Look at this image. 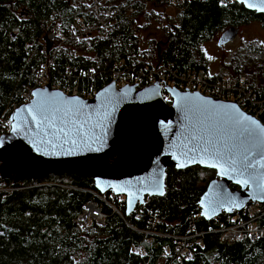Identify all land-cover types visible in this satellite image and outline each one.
Returning <instances> with one entry per match:
<instances>
[{"label": "trees", "instance_id": "trees-1", "mask_svg": "<svg viewBox=\"0 0 264 264\" xmlns=\"http://www.w3.org/2000/svg\"><path fill=\"white\" fill-rule=\"evenodd\" d=\"M80 1L85 0H0V122L14 105H21V95L33 88L42 65H48L53 86L56 72L63 73L66 67L107 71L120 59L138 67L171 63L179 70L203 69L216 80L222 75L207 72L203 45L228 28L240 30L259 23L264 29V14L246 10L241 4L222 7L217 0H190L177 8V26L162 27L165 41L148 39L146 48H142V32L151 20L163 17L153 9L165 6L153 0H103L108 6L100 8V18L94 15L90 21V12H80L84 7ZM107 9L115 13L103 27L84 39H68L59 49L51 46L47 53L45 38L55 28L64 32L75 15H85V22L97 26ZM253 45L232 55L226 73L244 76L248 87L259 93L264 86V42ZM49 59L53 65L46 64ZM81 79L83 89L88 80ZM95 81L97 86L102 83L98 77ZM61 82L71 86L72 80ZM213 174L199 167H170L164 196L147 198L129 216L125 208L120 217L102 205L106 214L103 226L91 223L83 231L75 219L91 195L55 184L92 189V180L49 175L14 185L0 179V264H264L263 239L222 242L218 230L232 225L230 217L221 215L211 221L199 217L198 201ZM36 183L42 185L31 187ZM154 215L159 222L156 231L165 236L143 233L151 232ZM191 227L202 234L203 247L195 249L192 261L178 263L168 236L184 235ZM166 247L169 254L165 253Z\"/></svg>", "mask_w": 264, "mask_h": 264}, {"label": "water", "instance_id": "water-1", "mask_svg": "<svg viewBox=\"0 0 264 264\" xmlns=\"http://www.w3.org/2000/svg\"><path fill=\"white\" fill-rule=\"evenodd\" d=\"M235 2L264 14V0ZM239 33V29L228 28L218 38L217 47L222 49ZM45 41L48 53L51 46ZM163 87L173 99L171 105L163 101L158 85L116 88L110 83L91 99L69 95L50 82L33 89L30 99L10 114V130L0 136V179L14 185L49 175L90 179L101 195L124 196L129 216L147 198L164 196L170 167H199L214 172L198 201L201 219L234 216L251 203L264 204V144L253 150L250 159L255 166L243 175L239 166L233 171L226 160L199 150L227 144L243 155L250 141L240 135L233 121L247 117L260 128L264 124L242 111L236 101ZM73 139L76 144L71 143ZM193 148L198 150L190 151ZM13 158L27 162L21 172L9 167ZM213 163L217 166L212 167Z\"/></svg>", "mask_w": 264, "mask_h": 264}, {"label": "built area", "instance_id": "built-area-1", "mask_svg": "<svg viewBox=\"0 0 264 264\" xmlns=\"http://www.w3.org/2000/svg\"><path fill=\"white\" fill-rule=\"evenodd\" d=\"M89 1L92 3V9L97 13L100 0ZM188 1L190 0H159V2L153 0V2L158 3L160 6L173 8L181 7ZM217 1L219 6L222 7H227L235 3L234 0ZM114 13L112 9H107L104 13V18L99 21L97 26L86 23L81 16H75L64 32L60 33L58 28H55L48 39L54 41V39L57 38L61 45L68 39L89 36L98 28L103 27L107 22L111 21L114 17ZM49 64L53 65L52 60H50ZM96 71L95 69L76 71L75 69L66 67L63 73L60 71L56 72L57 75L54 77L56 86L53 87L58 89H60L59 87H63L66 91L62 90L69 95L91 99L101 88L110 83H113L116 88H123L131 84H137L138 88L158 85L161 87L163 101L167 105H171L173 99L170 94L165 91L163 87L165 84L167 87L179 91L188 90L222 101H236L242 111L260 121L261 118H263L262 116H264V86L261 91L257 93L248 87L244 76L236 77L230 73H226L221 78L212 80L203 69L179 70L171 63L159 65L154 68L148 66L138 67L128 64L123 59L118 60L116 64L107 71ZM48 75V65H42L41 69L36 74L34 85L31 90L42 87L46 85L47 82L51 83ZM97 77L100 80L98 82H102L100 86H97L95 81ZM81 78H86L88 80L86 87L83 89L80 88ZM69 80H72L71 86L61 82H69ZM21 98V104H24L30 99V94L24 93L21 95ZM17 107L18 105H14L13 109ZM8 128L9 121L4 119L0 124V136L6 134L9 131ZM67 188L75 189L73 187ZM7 190L11 191L13 188ZM80 190L90 194L92 197L90 201L82 206V212L75 219V223L82 231L91 223H95L100 227L103 226L106 220V214L102 211V205L108 206L114 213L122 217V209L125 208L124 197L114 196L111 192L106 195H101L94 188ZM229 217L232 221V225L218 230L222 242L234 243L243 238H246L250 242H255L260 239L264 240V204L251 203L245 206L241 212ZM157 223H159L157 215H154L150 225V229H152L151 232L143 231V233L161 237L165 236V234L156 231L155 225ZM194 231L195 229L191 227L185 231L184 235L175 234L168 236L174 244L173 253L178 263L192 261L196 253L195 249L203 247V241L201 239L202 234ZM165 253H170L168 247L165 248Z\"/></svg>", "mask_w": 264, "mask_h": 264}, {"label": "rangeland", "instance_id": "rangeland-1", "mask_svg": "<svg viewBox=\"0 0 264 264\" xmlns=\"http://www.w3.org/2000/svg\"><path fill=\"white\" fill-rule=\"evenodd\" d=\"M82 3V6L80 8V12H90L89 15H92V17L89 18L90 21H93V16L99 17L101 15L100 8L103 9L107 7L103 0H100L98 3V12L96 13L92 9V3L89 0L80 1ZM235 2V0H234ZM236 3V2H235ZM149 7H152L149 5ZM155 12L160 13L163 15L162 18L159 19V21L151 20L148 25V29L142 32V48H146V41L148 39L155 40L158 43L163 42L166 39V33L163 32L162 27L166 29H170V26L175 25L177 26L179 24V13L180 9L173 8V7H166V8H154ZM94 12V13H93ZM76 16V15H75ZM85 19V15H79ZM89 23V22H86ZM93 25V24H92ZM94 26V25H93ZM241 34L236 37V39L229 44L225 45L222 49L217 47V40L220 37V33L217 34L210 42L203 45L204 52L206 56L208 57V65H207V72H209L210 75L214 76H223L224 73L228 72L227 66L229 64L230 58L233 54H235L239 49L241 50L242 47L253 43L255 46L256 43L264 42V29L261 27L259 23H251L247 26L241 27ZM75 39V38H74ZM84 39V37L82 38ZM64 43V42H63ZM63 43L61 45H63ZM49 46H53L56 49L60 48V41L54 39L48 40ZM251 48V49H252ZM56 51V50H55ZM50 63V59L47 61L46 64ZM53 87V85H52ZM54 88V87H53ZM32 90H30L28 93L30 94ZM14 109L11 110L8 117L6 118L9 121L10 114L12 113ZM3 121V120H2ZM1 121V122H2ZM0 122V123H1ZM10 130V121H9V128ZM206 170V169H205ZM214 177V174L212 175ZM204 179H207V175H203ZM210 181V180H209ZM49 185H52V183H48ZM65 184V183H64ZM42 184L36 183L31 187H38ZM59 187H65L66 185H57ZM2 189H9L7 186L2 187ZM76 190H80V188H75ZM83 189V188H82ZM84 190V189H83ZM83 192V191H82ZM124 197V196H122ZM125 200V197H124Z\"/></svg>", "mask_w": 264, "mask_h": 264}, {"label": "snow or ice", "instance_id": "snow-or-ice-1", "mask_svg": "<svg viewBox=\"0 0 264 264\" xmlns=\"http://www.w3.org/2000/svg\"><path fill=\"white\" fill-rule=\"evenodd\" d=\"M32 118L33 121L36 120V116H33ZM44 119H47V117H45ZM245 121H247V124H245ZM233 124L239 127L240 135L244 136L248 141H250L249 146L244 150L243 155L235 153L232 148L228 147L227 144H224L221 147H216V145H212L211 149H209L208 147H204L199 150L204 154L212 156L213 159L226 160V162L229 164L233 171L238 170L239 166V169H242L241 175H243L244 171H247L248 169H251L255 166L250 157L253 155V150L255 148H257L260 144H264V128H260L255 120H251L247 117H245L244 120L236 119L233 121ZM59 131L62 132L65 137H68L69 133L65 132L63 128L59 129ZM193 139H195V137H193ZM67 142L68 141L65 140V143ZM71 143L76 144V140L73 139ZM234 147L235 146H233V148ZM197 150L198 149L196 148L190 149V151L192 152H195ZM183 166V164L177 165V167ZM211 166L216 167L217 165L213 163ZM262 167H264V165H262ZM161 194L163 193L161 192Z\"/></svg>", "mask_w": 264, "mask_h": 264}, {"label": "bare ground", "instance_id": "bare-ground-1", "mask_svg": "<svg viewBox=\"0 0 264 264\" xmlns=\"http://www.w3.org/2000/svg\"><path fill=\"white\" fill-rule=\"evenodd\" d=\"M130 124V123H129ZM27 162L21 160V158H13L8 164H9V167L13 169V171H17V172H21L22 169H23V165L26 164ZM7 170V167L4 168V170ZM5 170V171H6ZM11 172V174L13 176L16 177V173L15 172ZM18 176V175H17Z\"/></svg>", "mask_w": 264, "mask_h": 264}, {"label": "flooded vegetation", "instance_id": "flooded-vegetation-1", "mask_svg": "<svg viewBox=\"0 0 264 264\" xmlns=\"http://www.w3.org/2000/svg\"><path fill=\"white\" fill-rule=\"evenodd\" d=\"M240 34H241V31H240ZM93 189V188H92Z\"/></svg>", "mask_w": 264, "mask_h": 264}]
</instances>
